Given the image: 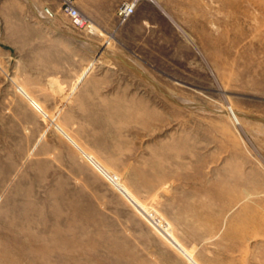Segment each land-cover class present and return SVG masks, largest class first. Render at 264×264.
I'll list each match as a JSON object with an SVG mask.
<instances>
[{"label": "rangeland", "instance_id": "rangeland-1", "mask_svg": "<svg viewBox=\"0 0 264 264\" xmlns=\"http://www.w3.org/2000/svg\"><path fill=\"white\" fill-rule=\"evenodd\" d=\"M37 1L0 0V264H264V0Z\"/></svg>", "mask_w": 264, "mask_h": 264}, {"label": "crops", "instance_id": "crops-1", "mask_svg": "<svg viewBox=\"0 0 264 264\" xmlns=\"http://www.w3.org/2000/svg\"><path fill=\"white\" fill-rule=\"evenodd\" d=\"M33 2L37 3L38 4V7L37 9L39 8H42L40 6V4L38 3L37 0H33ZM40 10V9H39ZM44 12H46L44 9H42ZM50 33L47 34V41H48V44H51L53 47H51V49H49L50 51H52L54 53V58L56 57L57 58V55L58 57H60V54H61V49H62V53L64 54V52L66 51V44H67V41H66V38L63 36H61L60 34H58L56 32V30H53V31H49ZM67 35V33H65ZM82 39V38H81ZM84 40V39H82ZM88 42V41H87ZM89 43V42H88ZM76 44V43H75ZM90 44V43H89ZM77 45V44H76ZM91 45V44H90ZM78 46V45H77ZM92 46V45H91ZM80 47V46H79ZM83 48V47H81ZM84 49V48H83ZM94 48H92L93 50ZM85 50H88V48H86ZM91 50V49H90ZM49 51V52H50ZM89 51V50H88ZM103 52V51H102ZM51 55V57H52ZM90 63L87 65L89 66ZM86 66V67H87ZM83 73V72H82ZM82 75V74H81Z\"/></svg>", "mask_w": 264, "mask_h": 264}, {"label": "built area", "instance_id": "built-area-1", "mask_svg": "<svg viewBox=\"0 0 264 264\" xmlns=\"http://www.w3.org/2000/svg\"><path fill=\"white\" fill-rule=\"evenodd\" d=\"M67 12L69 14V16L71 17L72 19V23L75 24V25H81L83 23L79 13L77 10H75L73 7H69L67 9ZM122 12L125 13V15H128L130 13L133 12V5L132 4H127L123 9H122Z\"/></svg>", "mask_w": 264, "mask_h": 264}, {"label": "bare ground", "instance_id": "bare-ground-1", "mask_svg": "<svg viewBox=\"0 0 264 264\" xmlns=\"http://www.w3.org/2000/svg\"><path fill=\"white\" fill-rule=\"evenodd\" d=\"M35 3V2H34ZM35 5V6H34ZM33 6L34 7H38V4L37 3H35ZM32 6V7H33ZM34 9V8H33ZM37 12H38V10H37ZM43 15L45 14L44 12H41ZM46 16V15H45ZM47 17V16H46ZM67 33V32H66ZM68 34V36L70 37V39L74 42V43H76L77 45H81L82 47H84V48H89V49H91L92 50V47L85 41V40H82L80 37H78V36H76V35H72L71 33L69 34V33H67ZM94 50V49H93ZM92 50V51H93ZM174 97V96H173ZM182 99V98H181ZM183 101V100H182ZM179 102V101H178ZM189 102V101H188ZM229 112H230V114H232L233 116H235V112H234V110L232 109V108H230L229 109ZM236 117V116H235ZM137 207H138V209H141L142 210V208L143 207H141L140 205H137ZM149 213V212H148ZM145 216V215H144ZM150 220V219H149ZM3 263H5V262H3Z\"/></svg>", "mask_w": 264, "mask_h": 264}]
</instances>
